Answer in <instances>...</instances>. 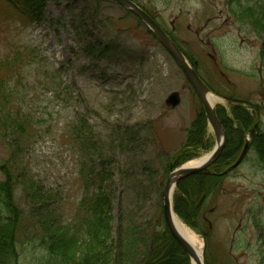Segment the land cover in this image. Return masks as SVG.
<instances>
[{"label": "rangeland", "instance_id": "374dc122", "mask_svg": "<svg viewBox=\"0 0 264 264\" xmlns=\"http://www.w3.org/2000/svg\"><path fill=\"white\" fill-rule=\"evenodd\" d=\"M41 1L39 19L31 20L0 0V78L7 80L0 84V167L8 165L22 213L19 263L46 264L40 214L76 233L89 214L80 213V202L101 190L111 199L107 238L125 254L122 264H143L145 243L165 228L161 191L171 159L175 170L210 154L214 135L206 118L204 129L197 125L205 115L196 94L133 14L103 0ZM129 1L195 60L226 128L235 131V101L259 105L264 133V0H240L260 7L254 18L263 23L253 27L231 17L230 0ZM174 92L180 104L170 108L165 100ZM191 128L199 141L182 149ZM252 136L248 128L238 143H248L246 155L228 171L237 153L208 200L192 202L187 181L178 187L196 174L173 190V213L203 243L206 264H264V168ZM39 192L47 207L24 201ZM196 203L202 220H184ZM160 264L191 263L169 253Z\"/></svg>", "mask_w": 264, "mask_h": 264}, {"label": "trees", "instance_id": "16d2710c", "mask_svg": "<svg viewBox=\"0 0 264 264\" xmlns=\"http://www.w3.org/2000/svg\"><path fill=\"white\" fill-rule=\"evenodd\" d=\"M6 1L11 3L13 5L12 7L15 9L26 12L29 16V19H39V14L42 10L41 7L43 6L41 0ZM96 2L100 3L101 1L96 0ZM247 3L243 4L240 2V0H230L226 3V6L229 7L228 11L231 14V17H233L239 25H245L247 27L250 25L253 27V22H262L258 18H254L255 14H259L260 7L256 5L251 6L250 4L248 6ZM242 12L248 14H246L244 17L238 18L240 14L242 15ZM175 43L177 44V42ZM177 46L198 73L197 63H195V60L178 44ZM97 47L98 46H96V49ZM262 50H264V48L261 49L260 53L261 59L264 61V55L262 54L264 51ZM85 52L87 56L94 54L93 51L90 52V50H86ZM103 52L104 51L101 52V55ZM202 80L204 83H206L203 78ZM6 81L7 80L0 78V84L3 85ZM229 99L234 100L235 98ZM234 103L235 104H233L232 107L236 112V128H234L235 131L233 133L232 128H226L225 119L222 117V113L219 110L216 111L222 127L224 126L225 128L223 129L227 134V143L217 161L209 168V173L196 174L178 184L179 187L182 183L187 181L185 194L192 197V202H198L200 199L204 200L205 202L211 195L215 194L216 190L222 185V180L225 175L222 176L221 173L236 160L238 156L237 153L242 151L245 142L242 143L240 149H238V143L243 140V135L248 128L250 129V134L253 135V139L251 138V144L253 145L256 152L260 155L258 164L260 167L264 168V133L259 119L261 109L258 107L259 105L251 106L248 103L241 104L235 101ZM248 105L251 107L249 108L253 110L252 113H250V111L245 108ZM254 118L256 119L254 120ZM196 123L199 125L200 129H204L206 126V121L203 114L197 118ZM18 128L20 127L18 126ZM190 130V135H187V138H185L182 149L197 145L196 142L199 141L197 139V135L193 132L194 128H191ZM201 132L199 130L200 137ZM181 150V155L175 156L176 159L182 156L184 151ZM169 164L170 167L173 166V159H171V163ZM8 169L9 168L7 164H2L0 167V170L4 175L2 182H0V207L2 210L1 212L4 214L3 217L0 216V264H20V258L18 257L19 245L17 235L19 233V225L21 222L22 213L14 203L13 181ZM102 177L103 176H100L101 179ZM95 193H93V200L92 198L86 196L80 202V213L85 211V214H87V212H89V214L83 217L79 226L80 229L78 228L79 230H76V233L70 234V229L65 227L62 228L59 225H56L55 222L45 213L44 215L40 214L38 216L42 227V238H40V245L44 252L43 256H45L44 260H46V264L123 263V257L125 254L121 253L120 247L117 246L115 239L110 240L107 238L111 235V225L108 215V210L111 209V199L106 194L102 193L101 190L96 193V195ZM26 196L27 197L24 199V201H32V208H35L37 201L39 202L43 198L40 192L37 194L27 193ZM41 203L43 204L42 207H47L43 200ZM90 206H92L91 209H89ZM100 206H103V210H100ZM192 207H195L194 211L188 212L187 214L182 212L181 216L186 221L197 223L199 218L202 220L201 214L203 212L204 206L202 209L200 207L198 210L199 205L196 203V205H193ZM90 237H93L92 241H90ZM145 248L146 250L141 261L143 264H160L161 260L166 258L169 253H174L175 256H181L185 260L188 259L178 247V245H176L166 226L165 228L160 226V229L153 233L151 239L145 243ZM156 260H158L157 263Z\"/></svg>", "mask_w": 264, "mask_h": 264}, {"label": "water", "instance_id": "95a60500", "mask_svg": "<svg viewBox=\"0 0 264 264\" xmlns=\"http://www.w3.org/2000/svg\"><path fill=\"white\" fill-rule=\"evenodd\" d=\"M110 1L118 4L122 8L129 11L136 18H138L148 30L152 33V35L157 39V41L163 46V48L167 51V53L171 56L176 66L182 72L186 81L190 85L191 89L196 94L201 109L205 115L207 123L212 130L215 139L214 150L209 154V157L197 168L195 167H179L175 170L170 168L169 175L165 181V184L161 191V200H162V211L163 218L165 221V226L175 241V243L182 249V251L186 254L189 261L197 262L196 254L194 249L182 238L179 232L176 230L173 220H172V211H171V199L172 193L177 185V183L193 174L208 173V169L216 162L219 158L222 150L226 144V133L223 127L220 125V121L217 117L215 108L210 104L208 100V96L210 94L209 89L202 81V79L198 76L195 69L190 65L187 61L186 57L179 50L176 44L170 39V37L156 24L154 20H152L142 9H140L136 4L132 3L129 0H104ZM165 104L170 108H175L180 104V96L178 93H171L168 98L165 100ZM248 150V143H245L243 150L241 151L237 161L227 169L230 171L231 169L237 167L242 161L243 157L246 155ZM203 264H206L205 261Z\"/></svg>", "mask_w": 264, "mask_h": 264}, {"label": "bare ground", "instance_id": "6f19581e", "mask_svg": "<svg viewBox=\"0 0 264 264\" xmlns=\"http://www.w3.org/2000/svg\"><path fill=\"white\" fill-rule=\"evenodd\" d=\"M198 76L201 78V76L199 74H198ZM208 100H209V102H210L211 105H215V103H217L219 101V99H217L216 97H214L211 94H209ZM213 150H214V148H213ZM208 157H209V154L208 155H205L204 157L200 158L199 160H196V161H193L191 163L185 164L183 167H192V168L195 167V168H197ZM172 208H173V200L171 199V211H172V220H173L174 226H175L176 230L179 232V234L182 236V238L194 249L195 254H196V260H197V262L192 261L190 263L191 264H203V262H204L203 243L200 241V239L198 238V236L195 235L194 232H192V230H190L187 226H185L180 221V219L173 213V209Z\"/></svg>", "mask_w": 264, "mask_h": 264}]
</instances>
